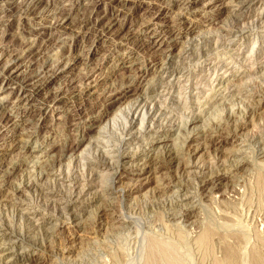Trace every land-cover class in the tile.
I'll return each mask as SVG.
<instances>
[{
  "label": "rangeland",
  "instance_id": "obj_1",
  "mask_svg": "<svg viewBox=\"0 0 264 264\" xmlns=\"http://www.w3.org/2000/svg\"><path fill=\"white\" fill-rule=\"evenodd\" d=\"M237 2L0 0V264H264V0ZM141 91L158 124L127 115Z\"/></svg>",
  "mask_w": 264,
  "mask_h": 264
},
{
  "label": "bare ground",
  "instance_id": "obj_2",
  "mask_svg": "<svg viewBox=\"0 0 264 264\" xmlns=\"http://www.w3.org/2000/svg\"><path fill=\"white\" fill-rule=\"evenodd\" d=\"M258 1H262V0H258ZM253 2V0H238V2H237V7H238V10H237V12H235L234 14H232V16H234V17H232L233 18V20H234V22L235 23H240V22H243V20H245V17H246V15H248V11L247 12H244V10L242 11V6L243 5H246V4H250V3H252ZM222 3V2H221ZM11 7V6H10ZM22 8V7H21ZM20 8V9H21ZM25 8V7H24ZM23 8V9H24ZM247 8V7H246ZM11 11V10H10ZM259 14H261V12L259 13ZM260 19V18H259ZM245 22V21H244ZM242 24V23H241ZM99 25V24H98ZM184 26V25H183ZM226 26V25H225ZM236 26H234V30L236 29L235 28ZM238 27V26H237ZM240 27V26H239ZM98 29V28H97ZM238 29V28H237ZM236 29V30H237ZM240 29V28H239ZM242 29V28H241ZM240 29V30H241ZM233 31V30H232ZM239 31V30H238ZM235 32V31H234ZM233 32V33H234ZM240 33H241V31H239ZM229 34L231 33V31L229 30V32H228ZM232 33V34H233ZM34 34H36L35 32H34ZM35 36V35H34ZM231 36V35H230ZM234 36H236V35H234ZM207 44V43H206ZM16 56H19L18 54H16ZM15 55H10V57H11V59L13 58H15L16 57ZM12 59V60H13ZM170 63V60H168V62H167V64H169ZM67 64V63H66ZM63 66H64V64H63ZM9 68H11V66L9 67ZM14 68V67H13ZM60 68H62V64H59V61H58V63L57 64H54L53 65V67H51L50 68V70L47 72L48 74H47V76L49 75V76H54V74L60 69ZM17 69V68H16ZM166 69V68H165ZM2 71V70H1ZM170 70H169V68H167V70H164V71H162V74L164 75V74H170V72H169ZM176 71H177V69L175 70V73H176ZM1 73H3V72H1ZM46 73V72H45ZM172 73V75L174 74V72H171ZM14 74V73H13ZM13 74L12 75H7V72L5 73V77H7V79H8V81H13V82H18V84H19V89L18 90H21V94L20 95H17L16 96V98H17V102H19V103H21L23 100H28L27 98L29 97V96H31L33 93H35L37 90H39L40 89V87H37V85L36 84H31L30 83V78L29 77H27V78H24V77H22V78H17L16 77V79H15V75L13 76ZM36 76H39V74L37 75L36 74ZM87 76L85 75L84 76V79L86 78ZM32 78H34V77H32ZM222 78V77H221ZM161 79V78H160ZM33 81V80H32ZM35 82V81H34ZM219 82V81H218ZM10 83V82H9ZM162 86V85H161ZM71 89V88H70ZM75 89V88H74ZM30 90V93H28L27 95H24L23 93H26L25 91H29ZM73 90V89H72ZM122 91V90H121ZM127 95V93H124V96H126ZM56 98V96L54 97V99ZM52 99V98H51ZM52 101V100H51ZM41 103L43 104V105H49V100H46V99H42V101H41ZM153 103V101H152V98H150L149 96L147 97V95L145 96V95H143V92L141 91L140 93H138V95H137V97L135 98V100H134V102L133 103H131L130 105H127V109H126V113H127V115L128 114H135V115H137V116H139V118H141L140 119V121H141V123L143 124V122H146V123H148V124H150V125H155V124H158L161 120V116H162V109L157 105V103L155 104V103H153V105L151 106V107H149L148 108V105L149 104H152ZM252 104V103H251ZM16 106H18V103L16 104ZM227 107V106H226ZM231 108V107H230ZM122 109V108H121ZM120 109V110H121ZM124 109V110H125ZM250 110H252V108L250 107V109H249V111ZM121 112V111H120ZM233 113V112H232ZM4 114V113H3ZM9 113H7L6 114V118H7V120L8 121H11V118H9ZM141 116V117H140ZM103 117V115H101L100 117H98V119H97V121H100L101 120V118ZM228 118H230V117H228V115H227V117H226V121H227V119ZM172 120V119H171ZM229 120V119H228ZM239 121V120H238ZM194 122V119H191L190 120V123H193ZM8 123V122H7ZM127 123H129V122H127ZM140 123V124H141ZM244 124H245V122L244 123H241V124H239L238 126H236V127H238V130L240 129H242L243 127H244ZM126 125V124H125ZM173 125V124H172ZM175 125V124H174ZM150 127V126H149ZM127 128V127H126ZM128 129L129 130H131V123H129V126H128ZM233 129V128H232ZM227 131H230L231 133H233V134H237L239 131H236V129H234V130H227ZM203 134V133H202ZM205 134V133H204ZM204 134L202 135V139L203 140H205V141H207L208 139H209V136L207 135L206 136V134H205V136H204ZM115 137V136H114ZM187 138H188V136H186ZM109 141V140H108ZM172 144V143H171ZM167 152H169V153H167ZM167 152H165V153H167L168 155H167V157H165V158H163V160H161V165H160V167H162V168H164V169H167V170H169L168 168H170V166H174V164H178L177 166H175V167H177V169H179L178 171L181 173V171H182V174H184V173H186L185 171L187 170L186 169V164H184V163H179L178 162V158H176L173 154H170V151L168 150ZM175 154V153H174ZM122 155H124V153L123 154H121V155H119L118 154V156H117V158H118V160H119V162H121V163H123V162H125V160H127L126 162L127 163H129L130 161L131 162H134V161H137L138 160V157H135L134 155H131V154H126L125 156H122ZM100 158V157H99ZM99 161L101 162V165H103V166H105V167H108V168H111V165L109 164V162L108 161H106L103 157H101L100 159H99ZM57 164H59L60 165V162L58 161V162H56V166H58ZM223 164V163H222ZM55 165L54 163H51V167L53 168V166ZM200 165V164H199ZM118 166V165H117ZM52 168H50V170L52 169ZM199 168V167H198ZM117 169V168H116ZM176 169V170H177ZM53 170V169H52ZM55 170V169H54ZM209 171V170H208ZM188 172V171H187ZM49 174H53V172H47V174L46 175H49ZM182 174H180V175H182ZM54 175V174H53ZM119 176L117 175L116 177H115V179H117ZM68 178V177H67ZM73 181V180H72ZM114 181V180H113ZM77 182V181H76ZM200 188H202V189H204V190H208V189H210L211 187L212 188H217V187H219V186H221V184H222V176H218V172H214L213 173V171H210V172H207L206 173V171H205V173L204 174H202L201 175V179H200ZM76 184V183H75ZM75 184H73L71 187V189L73 190V192H76L75 193V196H78L79 195V193H81V191H79V190H81L80 188H79V186L77 185V186H74ZM264 184V183H263ZM26 186V185H25ZM30 186V185H29ZM83 186V185H82ZM31 187L33 188V189H35V190H37L38 192H40V191H42V185H41V183H40V181L39 182H34V183H32L31 184ZM30 188V187H29ZM79 188V189H78ZM261 189V188H260ZM43 193V192H42ZM41 195V194H40ZM69 196V195H68ZM41 197V196H40ZM52 195L51 194H48V195H44L43 196V198L46 200H50L51 199V203H50V205H52L53 204V206L54 207H57V208H60V213L61 212H63V210L65 211L66 210V213L67 214H72V211L70 212V210H71V208H70V202H69V200L68 201H66L65 200V203H58V202H56V201H54L53 199H52ZM79 197V196H78ZM77 198V197H76ZM72 200V199H71ZM70 200V201H71ZM10 201V200H9ZM10 202H12V203H9V205L11 204V206H12V208H14L15 210H17V211H20L22 208L20 207V206H22L23 204L22 203H19V202H14V200L13 201H10ZM22 202V201H21ZM60 204H64L63 206L62 205H60ZM101 208V207H100ZM100 213H101V215H105V209H102L101 211H100ZM21 214V213H20ZM23 214V213H22ZM199 214V213H198ZM50 215V214H49ZM38 220H39V218H38ZM48 220H50V217L49 218H47L46 220H44V222H46V221H48ZM231 221V220H230ZM4 225V224H3ZM7 225V224H6ZM6 225H5V229L7 230V228H6ZM93 230H94V228H93ZM52 244V243H51ZM50 244V245H51ZM80 250V249H79ZM20 260V259H19Z\"/></svg>",
  "mask_w": 264,
  "mask_h": 264
}]
</instances>
